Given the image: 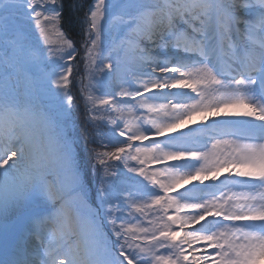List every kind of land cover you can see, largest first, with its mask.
Listing matches in <instances>:
<instances>
[{"label":"snow or ice","instance_id":"snow-or-ice-1","mask_svg":"<svg viewBox=\"0 0 264 264\" xmlns=\"http://www.w3.org/2000/svg\"><path fill=\"white\" fill-rule=\"evenodd\" d=\"M262 260L264 0H0V264Z\"/></svg>","mask_w":264,"mask_h":264},{"label":"trees","instance_id":"trees-1","mask_svg":"<svg viewBox=\"0 0 264 264\" xmlns=\"http://www.w3.org/2000/svg\"><path fill=\"white\" fill-rule=\"evenodd\" d=\"M66 3H69L70 4L71 3V0H66ZM73 20H74V18H73ZM73 31L75 33L76 40H79V27H78V25L73 24ZM76 91L78 92L79 91V88H77ZM81 119L82 118L80 116H77V121H78V123H80V132H79V134H80L81 139H82L81 149L80 150H81V155L84 156V151H83L84 144H83V140H85L86 137L84 136V130H83V125L81 123Z\"/></svg>","mask_w":264,"mask_h":264},{"label":"rangeland","instance_id":"rangeland-1","mask_svg":"<svg viewBox=\"0 0 264 264\" xmlns=\"http://www.w3.org/2000/svg\"><path fill=\"white\" fill-rule=\"evenodd\" d=\"M52 39H53V41H55L56 40V36L53 34V36H52Z\"/></svg>","mask_w":264,"mask_h":264},{"label":"bare ground","instance_id":"bare-ground-1","mask_svg":"<svg viewBox=\"0 0 264 264\" xmlns=\"http://www.w3.org/2000/svg\"><path fill=\"white\" fill-rule=\"evenodd\" d=\"M260 264H264V260L260 261Z\"/></svg>","mask_w":264,"mask_h":264}]
</instances>
